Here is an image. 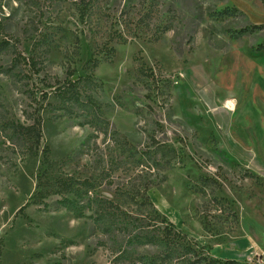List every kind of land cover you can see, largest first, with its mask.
<instances>
[{
	"label": "rangeland",
	"instance_id": "374dc122",
	"mask_svg": "<svg viewBox=\"0 0 264 264\" xmlns=\"http://www.w3.org/2000/svg\"><path fill=\"white\" fill-rule=\"evenodd\" d=\"M87 2L0 0V23L25 54L38 32L60 31L40 74L20 80L0 73V115L26 122L28 110L43 121L35 156L0 132V264H140L89 211L77 217L59 195L33 199L45 150L52 179L101 173L98 191L107 198L147 175L156 208L190 239L216 257L264 264V0H98L84 16ZM111 47L115 54L106 60L98 50ZM93 57L101 59L94 74L103 84L95 98L112 134L126 136V150L56 97L69 66L75 78L84 76ZM143 63L168 79L169 98L138 80ZM154 141L174 146L182 163L158 167L142 154L154 151ZM160 174L167 179L157 182ZM201 176L219 182L207 197L198 191ZM213 196L227 199L220 204L236 212V222L212 203L203 211Z\"/></svg>",
	"mask_w": 264,
	"mask_h": 264
},
{
	"label": "trees",
	"instance_id": "16d2710c",
	"mask_svg": "<svg viewBox=\"0 0 264 264\" xmlns=\"http://www.w3.org/2000/svg\"><path fill=\"white\" fill-rule=\"evenodd\" d=\"M97 2L98 0H88L83 6L85 9L82 15H87L89 8L98 6ZM59 32L58 30L38 32L33 40L31 51L27 55L22 49V42L18 39L14 40L11 35L8 37L5 28L0 23V73L6 76H17L20 80L27 78L28 72L40 74L48 54L55 46V37ZM244 32L245 30H241L239 34ZM159 39L160 36H156V40ZM98 51L99 54L101 52L104 54L106 60H110L115 54V47H111L107 52L103 49ZM72 53L75 58L80 55L79 37L76 39ZM5 56L9 57L7 63L2 62ZM71 58L72 62H75L74 57L71 56ZM100 64V58H91L86 65L87 73L77 78L74 77V69L69 66L67 77L55 85V94L59 102L68 105L66 108L70 110L69 112L73 111L74 106H78L84 111L86 124L106 138L112 137L118 147L126 150V136L117 131L112 134L111 124L104 116L101 104L95 98V93L103 89L102 82L94 74ZM161 73L155 74L153 67L143 63L136 77L143 81L147 88L155 89L163 97L169 98L170 84ZM85 94L89 97L88 102L84 100ZM22 114L26 122L19 119L16 114H1L0 132L9 141L21 146L23 153L35 156L38 154L42 141V116L28 110H23ZM152 144L155 146V149H152L154 151H144L142 154L154 161L158 167L169 169L182 163L183 158L174 146L159 141H154ZM47 153L45 150L46 169L38 175L37 191L33 199L40 198V203H44L51 195H59L61 206L73 212L77 217H85L89 211V217L102 233L123 238L125 256H130L129 258L140 264H239L236 260L214 256L206 246L198 245L187 234L177 229L175 223L162 214L151 200L148 190L152 183L150 179H147V175L136 177L127 186H117L114 190V197L107 198L98 191L103 180L101 173L86 178L66 175L52 179L51 170L54 164ZM157 154L160 155L159 159L156 158ZM133 155L130 151V156ZM156 176L158 177L157 182L167 179L166 174ZM218 185L217 179L201 176L198 191L207 197V188L214 189ZM210 200L212 201L202 202L200 207L203 211L208 210L212 203L222 212L223 209L225 212L228 210L226 215L233 217L234 222L238 220L236 212L231 207H224L220 204L222 201H227L226 198L219 199L213 196ZM206 216L204 215L202 222L207 228L209 223ZM139 248L152 249V251L139 253L137 252ZM255 262L254 259V264Z\"/></svg>",
	"mask_w": 264,
	"mask_h": 264
},
{
	"label": "built area",
	"instance_id": "2783aa9c",
	"mask_svg": "<svg viewBox=\"0 0 264 264\" xmlns=\"http://www.w3.org/2000/svg\"><path fill=\"white\" fill-rule=\"evenodd\" d=\"M253 262H254V259H253Z\"/></svg>",
	"mask_w": 264,
	"mask_h": 264
}]
</instances>
